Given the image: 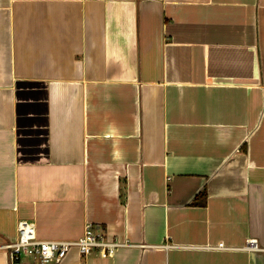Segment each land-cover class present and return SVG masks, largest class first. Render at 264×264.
<instances>
[{"label": "crops", "instance_id": "1", "mask_svg": "<svg viewBox=\"0 0 264 264\" xmlns=\"http://www.w3.org/2000/svg\"><path fill=\"white\" fill-rule=\"evenodd\" d=\"M22 221L126 243L60 264H264V0H0V264Z\"/></svg>", "mask_w": 264, "mask_h": 264}, {"label": "built area", "instance_id": "2", "mask_svg": "<svg viewBox=\"0 0 264 264\" xmlns=\"http://www.w3.org/2000/svg\"><path fill=\"white\" fill-rule=\"evenodd\" d=\"M125 244L110 239L101 226L93 224H87L82 237L75 241L40 240L35 224L22 221L19 223L17 239L4 248L9 252L10 264H60L74 248L81 259L92 254L110 258ZM244 248L248 251L260 250L255 239H249ZM217 249L226 248L223 243H219ZM26 260L30 263H26Z\"/></svg>", "mask_w": 264, "mask_h": 264}]
</instances>
